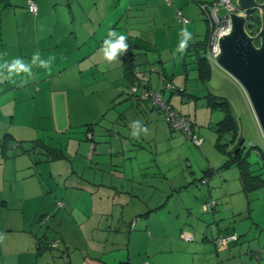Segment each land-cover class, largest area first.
Segmentation results:
<instances>
[{"label": "crops", "instance_id": "obj_1", "mask_svg": "<svg viewBox=\"0 0 264 264\" xmlns=\"http://www.w3.org/2000/svg\"><path fill=\"white\" fill-rule=\"evenodd\" d=\"M33 1L37 6L35 14L27 11L25 0H0V131L5 132L3 136L12 141L14 147L9 157L6 156L3 160L0 158V213L5 206L4 200H10L9 193L15 189L23 201L35 200L31 206L33 220L43 208L44 198L37 201L39 194L46 192L53 199L60 197L67 206L66 199L70 198L72 202L83 196L89 199L87 205L90 208L81 211L91 212L90 219L85 213H81L86 222L90 220L85 228L99 230L98 237L109 242V246L116 251L109 258H103L108 262L106 264L136 263L143 259L149 264H264V237L253 235V232L259 230L258 223L252 217L253 209L248 202L246 209L230 206L232 197L239 193L244 195L239 184L229 185L228 179L218 182L210 181L209 178L202 188L204 191L191 188L193 194L200 193L199 198H192L188 192L189 187H185L189 177L182 171L177 172V176L175 174L173 178L167 177L163 166H157L150 152L141 153L144 150L141 139L131 141L129 134L125 137L115 121V127L111 125V128H114L117 137L114 138V144L106 146L109 140L107 137L112 135L113 130L98 125L97 122H87L92 124L93 137H100V144L97 148L88 150L90 153L97 149L86 166L89 170H73L74 178L63 186L64 189H70V197H67L66 191L60 193L57 186L44 185L43 154L37 153L34 158L33 152L28 154L27 150L36 149L26 144L30 142L35 145L38 142L37 132L44 125L38 119H42L45 114L40 108H45L44 103H50L53 97L68 99L77 87L84 88L86 94L91 95V87L95 91L102 85L106 86L104 72L107 66L102 57L103 48L98 49V41L87 45L86 42L93 37L95 30L102 37L107 29H113L120 21L119 18H135L137 22H141L139 18H147L149 15L148 6L160 4L163 0ZM139 11L142 15H137ZM113 21L114 24H111ZM92 47L94 49L91 51ZM194 52L197 53V49L190 53ZM209 59L212 63L210 56ZM15 60L25 64L28 71L10 70ZM41 61H48V68L41 66ZM141 62L135 64L138 70L144 66ZM122 63L123 57L120 66L124 75ZM191 65L196 70L195 57ZM133 75L138 84L152 89H161L166 82H153L150 77L143 82L136 70H133ZM178 85L183 87L181 94L188 87L186 80ZM116 93L124 94L121 90ZM162 95L172 109L189 116L188 111L181 106L179 95V98H174L168 90H162ZM102 102L106 106L107 98ZM143 103L153 109L150 103ZM101 112L102 109H99L98 113ZM191 123L194 131V122ZM121 127L124 128L123 125ZM124 140L127 141L126 146ZM17 147L22 152L16 151ZM97 157H101L100 161H97ZM132 159L135 160V166L130 161ZM129 165L131 173L117 177L110 173L113 168H119L123 172ZM208 168H211L210 165L202 170L203 176H207L213 169ZM106 173L109 176H105ZM203 176L197 178L200 180ZM57 183L54 182L55 185ZM206 200L215 201L214 206L208 210L210 217H195L197 205H202ZM244 212L250 221L246 227L240 228L242 224L235 226L236 221L243 220ZM236 216L239 218L235 219ZM132 219L134 225L129 229ZM222 219H232L231 228L221 225ZM218 233H235L239 240L219 247L205 240ZM182 234L191 235L192 241H186L181 237ZM42 237L43 242L48 241V237ZM19 241L15 255H20L18 258L21 260L29 254L33 244L35 254L44 252V249L37 250L38 240L34 241L31 236H23ZM2 242L0 233V264H4ZM174 242L175 245L172 244ZM66 255L73 264L74 260L68 253ZM41 257L47 256L41 253Z\"/></svg>", "mask_w": 264, "mask_h": 264}, {"label": "rangeland", "instance_id": "obj_2", "mask_svg": "<svg viewBox=\"0 0 264 264\" xmlns=\"http://www.w3.org/2000/svg\"><path fill=\"white\" fill-rule=\"evenodd\" d=\"M210 1L169 0L168 3L162 1L160 4H150L147 8L149 15L147 18H139L141 22H137L135 18H119L120 21L111 29L117 34L126 36L128 44L126 57L131 59L133 70L137 71L141 81L144 82L149 77L153 82L164 80L173 88L172 91H175L172 92L173 97H180L181 106L188 111L190 120L194 122L193 132L200 143L195 145L179 131H171L162 113L144 105V101L138 97L141 84L137 83L133 73H130L131 76L129 74L128 78L122 74L120 66L122 55H118L117 60L108 62L102 54L107 66L104 72L107 78L106 86L102 85L95 91L91 87V95H87L84 88L77 87L74 93H70L68 99L53 97L50 103H44L45 108H40L45 114L42 115V119H38L44 123L37 132L38 142L35 145L30 142L26 144L36 149L35 151L27 150L28 154L33 152L34 158L37 157V153L43 154L44 185L57 186L60 193L66 191L67 197H70V189H64L63 186L74 178L73 170H89L86 166L90 156L95 154L97 149H93L94 152L90 153L88 150L91 146L97 148L100 144L98 140L100 137H93L92 124L87 122H97L98 125L101 124L113 130L112 135L107 137L109 140L105 146L114 144V138L117 135L111 125L115 127L116 123L119 131L125 133V137H128L127 134L130 135L131 141L141 139L145 150L141 153L150 152L157 166L159 168L163 166L167 177L171 178L180 171L189 177L185 187H189L188 192L192 198H199L200 193L193 194L191 188L201 191L205 187V184L200 183L197 177L203 176L202 170L208 165L213 169L210 168L208 175L202 177L206 179V183L209 178L210 181L218 180V182H221V179H228L229 185L236 186L239 184L240 174L248 176L245 185L253 187L248 189L251 193L248 198L240 193L232 197L230 206L246 209V204L249 203L253 209L252 217L259 228L257 232H253V235L264 237V155L257 148L264 147V141L247 96L241 86L214 62L210 63L209 74L204 80L197 76V71L192 69L191 65L195 52H190L200 50L207 31L206 21L198 3L208 4ZM232 2L234 3V0ZM235 10L238 11L237 8ZM176 12L182 18H177ZM217 13H224L222 6H218ZM137 15H142V12H137ZM183 17L188 21H183ZM111 24H114V21ZM247 24L248 17L245 23L246 30L249 29ZM184 28L191 33V39L188 40L187 48L181 54L177 49L183 39L181 29ZM111 30L107 29L102 37L95 30L93 37L88 39L86 45L98 41L100 42L98 49H102L103 41L108 38V32ZM93 49L94 47L90 48L91 51ZM138 62L144 65L140 67V70L135 65ZM193 76L196 77L193 78ZM182 80H186L188 87L181 94L177 90L183 89L181 85H178ZM117 90L123 91L124 94L116 93ZM164 94L168 96L167 93ZM106 98L105 106L102 105V101ZM222 100L227 103L225 108L221 105L212 107L207 104ZM44 104L40 103L42 106ZM99 109H102L100 114ZM227 114L230 117L227 121L231 123L232 120L234 124L226 128L227 125L222 127L219 122L224 117L227 118ZM133 121H140L142 127H146L148 131H140L138 137H134L133 131L138 130L131 127ZM85 127L87 129L84 131ZM234 130L243 140L242 145L245 146L244 148L240 146L237 151H235L237 146L235 144L232 146L229 140ZM0 132V136L5 135L4 131ZM0 142L2 143L0 158L3 160L6 156L9 157L10 153L12 154L14 147L13 142L4 136ZM125 142L127 141L124 140ZM124 145L126 146L127 143ZM249 145L257 147H248ZM16 151L22 152L19 147ZM139 156L137 158H141ZM97 158V161H100L101 157ZM234 158L236 162H233ZM130 161L135 166V160ZM130 171L129 165L123 172L119 168H113L110 173L117 177L126 175ZM104 175L109 176L107 173ZM55 181L58 182L57 185L54 184ZM256 194H258L257 198ZM18 195V190H12L9 193L10 200H4L5 206L0 213L4 264H71L66 253L74 260L73 264H106L108 262L103 258L107 259L116 252L109 246V242H104L98 237L99 230L85 228L90 220L86 222L85 216L81 213H85L90 219L91 212L81 210L90 208L87 205L88 198L80 196L72 202L68 198L67 206L60 197L53 199L50 193L44 192L37 198V201L44 198L42 211L33 220L31 206L35 200L23 201ZM247 200H249L248 203ZM57 202H61V205L57 206ZM197 206L195 217L200 218L206 215L210 217V211H203L200 209L201 205ZM124 214L128 215L126 212ZM220 215L223 214L220 212ZM238 218L235 217V219ZM242 219L236 221L235 226L239 227L242 224L240 228L246 227L250 221L246 212L242 214ZM231 224H233L232 219L221 221V225H227L229 228ZM133 225L129 226V229H132ZM24 227L26 228L23 230ZM43 235L50 241V248H45L44 252H41L47 257H41V253L35 254L34 244L29 254L22 257V260L18 258L21 257L20 255H15V249L19 247V240L23 236H31L34 241H37L44 240ZM172 244L175 245V242ZM11 251L13 253L9 254Z\"/></svg>", "mask_w": 264, "mask_h": 264}, {"label": "water", "instance_id": "obj_3", "mask_svg": "<svg viewBox=\"0 0 264 264\" xmlns=\"http://www.w3.org/2000/svg\"><path fill=\"white\" fill-rule=\"evenodd\" d=\"M238 11L228 14L229 29L217 39L213 62L245 92L264 141V0H234ZM257 10L259 26L245 30V12ZM244 148L242 140L238 148Z\"/></svg>", "mask_w": 264, "mask_h": 264}, {"label": "built area", "instance_id": "obj_4", "mask_svg": "<svg viewBox=\"0 0 264 264\" xmlns=\"http://www.w3.org/2000/svg\"><path fill=\"white\" fill-rule=\"evenodd\" d=\"M168 3L169 0H163ZM33 0H25L26 9L30 14H35L36 5L33 3ZM200 5V4H199ZM218 6H222L224 9V13L218 14ZM204 15L205 21L208 25V33L206 37L205 49L209 52L211 58H213V54L217 50V39L219 36L227 32L229 29V17L228 14L232 12H236L235 4L232 0H211L208 4H201L199 6ZM177 18H182L179 16V13L176 12ZM183 17V21H185ZM172 87L169 83L164 82L162 84V88L159 90H152L148 87L141 86L140 87V96H138L141 100H145L152 108H155L156 111L163 114V117L166 121L168 127L172 130H176L181 132L185 137L189 138L192 143L198 145L200 140L197 138L196 134L192 131L191 122L188 116L183 115L174 109L168 104L166 99L162 95V90H171ZM200 183L206 184V179L201 178ZM213 204V200H209L206 203L201 205V210L206 211ZM57 206L61 205L60 202L56 203ZM133 224V223H132ZM186 241H191L192 236L188 234H182V236ZM229 238H233L229 237ZM223 240V239H222ZM140 264H146L145 262Z\"/></svg>", "mask_w": 264, "mask_h": 264}, {"label": "trees", "instance_id": "obj_5", "mask_svg": "<svg viewBox=\"0 0 264 264\" xmlns=\"http://www.w3.org/2000/svg\"><path fill=\"white\" fill-rule=\"evenodd\" d=\"M258 1H260V0H258ZM245 17H246V20H247V17H248V24L247 25L249 27L248 30H246V29L245 30L249 34H254L257 31V28L259 26V19H258V15H257V10L256 9H252L250 11L245 12ZM204 20H205V18H204ZM206 25H207V23H206ZM207 33H208V25H207V31H206L205 39L201 43V46H200L201 48H200V50L197 49L198 52L195 53V67H196V71H197V76L200 77V78H202L203 80L206 79V77L208 76L209 71H210V61H209L210 60L209 59V56L210 55H209V52L206 51V49H205V43H206ZM127 55H128V53H126L125 55H123V63H122V65H123L124 76L128 78L129 77V74L130 73L131 74L133 73V64L131 63V59H128L126 57ZM129 60H130V62H129ZM131 74H130V76H131ZM144 86L150 88L149 86H146V85H144ZM150 89H152V88H150ZM152 90H159V89H152ZM177 91L180 93V92H183V89L177 90ZM169 92L172 93V92H175V91L169 90ZM143 101H145V100H143ZM207 104H210L212 107H217V106L221 105L223 108H225V106H227L226 101H223V100L222 101H219V102L212 101L211 103L208 102ZM183 115H185V114H183ZM229 118H230L229 115H228L227 118L224 117L219 122V125H221L222 127H224V126L227 125L226 128L227 127H231L232 124H234V121L231 120V123L228 122L227 120ZM190 122H191V120H190ZM191 128H192V123H191ZM170 130L171 131H176V130H172V129H170ZM229 140L231 141V143L235 144L238 147V141L239 140H242V139H241L240 136L237 135L236 130H234L233 133H232V135H230V139ZM0 144H2V143L0 142ZM242 144H243V140H242ZM248 147H257V146H255V145L254 146L253 145H249ZM92 148H93V146L90 147V150ZM257 148L264 155V147L263 146H261V147L258 146ZM234 157H237V156H234ZM234 159L235 160H233V162H236V158H234ZM208 170H210V168H208ZM247 178H248V176H244L242 174H240L239 175V178H238L239 179L238 181H239L240 190H241V192L244 194V196L246 198H248V195L251 193V192L248 191V189L253 188V187H247L245 185ZM207 201H209V200H207ZM207 201H205L204 203H206ZM247 202H249V200H247ZM214 204H215V201L213 200V204L210 206V208L208 210H210L214 206ZM208 210H206V211H208ZM133 220L134 219H132L130 221V223H129L128 226H131V225L134 224V221ZM232 236H233V238H229V237H232ZM205 240L208 241V242H210L214 246L219 247V246H222V245H230V244L236 243L239 240V236L237 234H235V233H231V234H220V233H218L215 236H211V237L206 238ZM38 242H39V240H38ZM38 242H37V244H38V247H37L38 249L37 250L38 251H42L45 248H50L49 247V244H50V241L49 240L48 241L46 240L45 242L42 241L41 242V245H40V242L39 243ZM143 262H145L146 264H149V262L146 259H143V260H141L139 262H136V263L134 262V263H118V264H140V263H143Z\"/></svg>", "mask_w": 264, "mask_h": 264}, {"label": "clouds", "instance_id": "obj_6", "mask_svg": "<svg viewBox=\"0 0 264 264\" xmlns=\"http://www.w3.org/2000/svg\"><path fill=\"white\" fill-rule=\"evenodd\" d=\"M181 35L183 39L181 40L177 51L181 54L187 48V42L191 39V33L188 32L186 28L181 29ZM114 38V39H113ZM126 36L118 35L114 30L108 32V38L103 41V53L104 58L108 62H113L118 59V55H125L128 51V44L126 43ZM54 57H50L52 59ZM48 61H41L40 65L48 68ZM15 69L17 71L23 70L28 71V68L25 64L21 63L20 60H15L13 64L10 66V70ZM131 127L133 129H137L138 131H133L132 135L137 136L139 135L140 131L147 132L148 129L146 127H142L140 121H133ZM201 179V178H200ZM200 181V180H199Z\"/></svg>", "mask_w": 264, "mask_h": 264}, {"label": "bare ground", "instance_id": "obj_7", "mask_svg": "<svg viewBox=\"0 0 264 264\" xmlns=\"http://www.w3.org/2000/svg\"><path fill=\"white\" fill-rule=\"evenodd\" d=\"M33 3H35V2H33ZM35 5H36V4H35ZM36 12H37V6H36ZM36 12H35V13H36Z\"/></svg>", "mask_w": 264, "mask_h": 264}]
</instances>
